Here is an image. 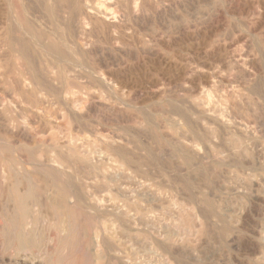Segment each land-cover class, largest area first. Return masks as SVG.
Returning a JSON list of instances; mask_svg holds the SVG:
<instances>
[{
	"label": "rangeland",
	"instance_id": "rangeland-1",
	"mask_svg": "<svg viewBox=\"0 0 264 264\" xmlns=\"http://www.w3.org/2000/svg\"><path fill=\"white\" fill-rule=\"evenodd\" d=\"M61 1L66 5L64 19L52 0H0V69H16L19 66L18 52L23 51L32 60L31 66L37 70L34 72L43 84L46 81L38 72L50 68L55 71L54 77L59 76L65 85L73 87L82 96L92 92L95 97L87 101L79 123H71L59 116L53 103L41 100L40 95H46L44 92H35L32 96L26 94L27 98L19 100L13 78L7 74L0 76V123L14 126L19 132H31L35 128L38 133L32 132L36 136L12 146L6 144V140L1 143L3 160L13 164L12 150L20 151L28 161L39 152L49 157L53 139L63 140L65 135L75 134L84 149L92 150L99 160L97 164H92L83 153H70L67 159L64 156L63 163L72 167L69 169L70 176L65 180L68 183L90 184L89 192L106 199L104 203L112 199L114 204H125L130 212L129 221L115 226L114 241L120 247V254L131 263L264 264V7L260 0H239L245 2L247 8V12L244 10L242 14L236 13L233 5L225 0H216L220 5L212 0H196L201 7L190 9L183 5V0L151 2L153 5L135 11L141 18V25L121 18L118 26L109 32L101 27L88 28L87 31L79 25L77 12L81 6L85 7L81 0ZM68 4L72 8L68 9ZM116 6L121 5L116 2L110 4L114 13L120 11ZM184 15L188 16L189 23L182 20ZM70 24L77 29H74L76 33ZM115 32L118 35H114ZM45 38L47 40L43 45L41 41ZM76 42L80 45L86 42L87 45L83 44L82 50L77 48ZM94 45L99 48V55L107 56L105 53L110 51L114 60L101 62L97 59L98 54L91 52ZM224 53L235 57L243 55L247 59L245 71L237 69L233 61L227 63L216 59ZM250 59H258L256 70L248 63ZM202 64L206 69L197 70L208 73V83L203 82L206 86L203 83L190 84L189 78L182 74L183 69H177L186 65L200 67ZM122 73L129 74L131 83L124 85L119 82ZM97 74L105 76L111 86L105 87L98 82ZM44 87L48 90L46 85ZM153 89L160 94H154ZM208 91L213 97L205 103L208 104L205 106L208 111L202 113L199 110L201 105L194 107L193 101ZM166 94L169 96L166 97ZM223 121H227L229 128L221 127L225 123ZM26 125L30 127L29 131ZM238 130L244 131L245 135ZM1 137L3 140L6 138L3 134ZM112 139L120 140L125 147H114ZM192 144L200 151L199 156L202 154L199 161L191 150L194 147ZM51 176L53 180L54 176ZM6 219L4 214H0V224L6 220L9 231L23 220L21 217ZM45 219L39 215L30 220L37 229L47 227L56 237L62 238L61 245L65 246V250H74L82 261L96 259L93 250L95 221L87 211L78 208L72 212L70 225L61 224L50 213ZM61 227L65 230L64 234ZM166 236L169 240H164ZM11 238L9 232H0V264H36L37 259L33 261L22 255L10 256L3 252ZM170 238L176 241L173 252H179L175 254L170 250ZM112 241L107 239L105 246L100 248H109Z\"/></svg>",
	"mask_w": 264,
	"mask_h": 264
},
{
	"label": "bare ground",
	"instance_id": "bare-ground-1",
	"mask_svg": "<svg viewBox=\"0 0 264 264\" xmlns=\"http://www.w3.org/2000/svg\"><path fill=\"white\" fill-rule=\"evenodd\" d=\"M31 1V0H30ZM40 1V0H39ZM56 3V9L57 12L60 14V17L62 16L64 19V12L66 5L64 4L63 1L61 0H52ZM72 1V0H71ZM70 1V3H71ZM123 1V2H122ZM166 1V0H165ZM213 3L217 2L216 0H212ZM220 1V0H219ZM218 1V2H219ZM249 1V0H248ZM81 2H84L85 7H80L78 14V23L83 27V29L88 28H97L101 27L105 29L106 31H111L112 29H115L121 18H125L128 21L132 22V24L135 25H141L142 21L139 19V17L135 14L136 10L139 9H144L147 5L152 4L151 2L154 3H161L162 0H81ZM112 2L119 3L118 6L120 8V11L118 10V13H114L111 8L110 4ZM217 2V3H218ZM229 5H233V10L236 11V13L242 14V12L245 10L247 12V8L245 7L246 4L245 2H240L239 0H225ZM250 2V1H249ZM248 2V3H249ZM252 2V1H251ZM212 3V4H213ZM216 6L220 5L218 3ZM256 3V2H255ZM260 3L263 4L264 7V2L260 0ZM198 1L196 0H183V5L186 8H200L201 6L197 5ZM70 4H68V9L72 8L71 6L69 7ZM72 5V4H71ZM153 5V4H152ZM151 5V6H152ZM151 6L149 8H151ZM225 6V5H224ZM256 6V5H255ZM9 7V6H8ZM24 7V6H23ZM117 7V6H116ZM117 7V8H118ZM148 7V6H147ZM258 8V7H257ZM8 9V8H7ZM116 9V8H115ZM33 10V9H31ZM192 10V9H191ZM199 10V9H198ZM260 10V9H259ZM71 11V10H70ZM140 11V10H139ZM144 11V10H143ZM116 12V11H115ZM184 12V11H183ZM186 12V11H185ZM228 12V11H227ZM234 12V11H233ZM11 13V12H10ZM29 13V12H28ZM68 13V12H67ZM75 13V12H74ZM159 13V12H158ZM229 13V12H228ZM252 13V12H251ZM258 13V12H257ZM160 14V13H159ZM163 14V13H161ZM194 14V11H193ZM256 14V13H255ZM264 15V14H263ZM12 16V15H11ZM75 17V14L73 15ZM77 16V15H76ZM189 16V14H188ZM188 16L184 15L182 16V20H188ZM193 16V15H192ZM8 17V16H7ZM59 17V16H58ZM157 17V16H156ZM165 17V16H164ZM202 17V16H201ZM35 18V16H34ZM162 18V17H161ZM198 18V17H197ZM200 18V17H199ZM223 18V17H222ZM30 19V18H29ZM42 19V18H41ZM45 19V18H44ZM67 21V18H65ZM143 19V18H142ZM163 19V18H162ZM166 19V18H165ZM208 19V18H207ZM258 19V18H257ZM43 20V19H42ZM75 21V19H73ZM216 20V19H215ZM262 20V19H261ZM63 21V20H62ZM73 21V22H74ZM183 21V22H184ZM260 21V20H259ZM7 22V21H6ZM45 22V21H44ZM47 22V21H46ZM72 22V21H71ZM76 22V21H75ZM126 22V20H125ZM144 22V21H143ZM150 22V21H149ZM190 21L188 20V23ZM235 22V21H234ZM13 23V22H12ZM182 23V22H181ZM199 23V22H198ZM206 23V22H205ZM43 24V23H42ZM46 24V23H45ZM49 24V23H48ZM66 24V23H65ZM75 26V23H73ZM77 24V23H76ZM127 24V22L125 23ZM144 24V23H143ZM160 24V22H159ZM163 24V23H162ZM180 24V23H179ZM259 24V23H258ZM263 24V23H262ZM261 24V26H263ZM8 25V24H7ZM13 25V24H12ZM63 25V22H62ZM72 25V24H70ZM149 25V24H148ZM173 24H171L172 26ZM177 25V24H176ZM249 25V24H248ZM65 29H66V25ZM73 26V25H72ZM73 26V27H74ZM160 26V25H159ZM178 26V25H177ZM258 26V25H257ZM10 27V26H9ZM8 27V28H9ZM47 27V25H46ZM72 27V28H73ZM125 27V26H124ZM124 27H122L124 29ZM161 27V26H160ZM210 28V26H208ZM215 27V25H214ZM233 27V26H232ZM16 28V27H15ZM48 28V27H47ZM46 28V29H47ZM143 28V27H142ZM51 30V28H48ZM75 27L73 28V30ZM146 29V27H145ZM147 29H149L147 27ZM165 29V28H164ZM9 30V29H8ZM13 28L11 27V31ZM17 30V29H16ZM77 31V29H75ZM73 31L76 33V31ZM205 30V29H204ZM209 30V29H208ZM231 30V29H230ZM253 30V29H252ZM18 31V30H17ZM68 31V30H66ZM156 31V29H155ZM222 31V30H221ZM13 32V31H12ZM72 32V33H73ZM83 32V31H82ZM204 32V31H203ZM210 32V30H209ZM228 32V31H227ZM24 33V32H23ZM106 33V32H105ZM202 33V32H201ZM212 33V32H211ZM231 33V32H229ZM253 33V32H252ZM2 34V33H1ZM109 34V33H108ZM117 33L115 32L114 35ZM217 34V33H216ZM67 35V34H66ZM77 35V34H76ZM76 35H73L75 37H78ZM118 35V34H117ZM188 35V34H187ZM193 35V34H192ZM23 36V35H22ZM80 36V35H79ZM45 37V36H44ZM42 36V38H44ZM68 37V35H67ZM119 37V36H118ZM121 37V36H120ZM184 37V36H183ZM186 37V36H185ZM206 37V36H205ZM208 37V36H207ZM206 37V38H207ZM216 37V36H215ZM16 40L15 38H13ZM12 39V40H13ZM107 39V38H106ZM109 39V38H108ZM113 39V38H111ZM176 39V38H175ZM194 39V38H193ZM191 39V40H193ZM203 39V38H202ZM209 39V38H208ZM242 39V38H240ZM19 40V39H18ZM44 41H41L43 45H45V41L47 38L43 39ZM82 40V39H80ZM116 40V39H115ZM187 40V39H186ZM245 40V39H243ZM20 41V40H19ZM188 41V40H187ZM194 41V40H193ZM242 41V40H241ZM45 42V43H44ZM82 42V41H81ZM116 42V41H115ZM162 42V41H161ZM160 42V43H161ZM178 42V41H177ZM197 42V41H196ZM22 43V42H20ZM61 43V42H60ZM84 42L83 44H85ZM110 43V42H109ZM167 43V42H165ZM174 43V42H173ZM203 43V42H202ZM235 43V42H234ZM237 43V42H236ZM18 44V43H17ZM72 44V43H71ZM70 44V45H71ZM74 44V43H73ZM72 44V45H73ZM77 48H82V45H80L79 42L75 43ZM180 44V43H179ZM197 44V43H196ZM87 45V43H86ZM168 45V44H167ZM176 45V44H174ZM189 45V44H188ZM232 45V43H231ZM85 46V45H83ZM164 46V45H163ZM171 46V45H170ZM192 46V45H191ZM222 46V45H221ZM1 47V46H0ZM89 48V46H87ZM86 47V48H87ZM172 47V46H171ZM250 47V45H249ZM192 48V47H191ZM201 48V47H200ZM216 48V47H215ZM231 48V46H230ZM233 48V47H232ZM248 48V47H247ZM1 49V48H0ZM25 49V48H23ZM108 49V48H107ZM116 49V48H115ZM127 49V47H126ZM149 49V48H148ZM195 49V48H194ZM217 49V48H216ZM220 49V48H219ZM83 50V48H82ZM120 50V49H119ZM146 50V49H145ZM192 50V49H191ZM78 51V50H77ZM90 51V50H89ZM113 51V50H112ZM29 52V51H28ZM27 52V53H28ZM88 52V51H87ZM91 52L98 54L100 52L99 48L97 46H92ZM90 52V54H91ZM114 52V51H113ZM123 52V51H122ZM218 52V51H217ZM222 52H224L222 50ZM3 53V52H2ZM8 53V52H7ZM85 53V52H84ZM147 53V52H146ZM152 53V52H151ZM155 53V52H153ZM200 53V52H199ZM228 53V52H227ZM94 54V55H95ZM104 54V53H103ZM131 54V52H130ZM222 54V53H221ZM217 56V60L222 59L223 61H226L227 63H230L233 61V64L237 67V69H243L247 65L246 58L242 57H235L231 55H221ZM243 54V53H242ZM39 55V54H38ZM104 56L100 53L98 54V58L101 62H106L108 59H111L112 61L114 60V55L111 54L109 51L108 54L105 53ZM154 55V54H152ZM217 55V54H216ZM251 55V54H250ZM249 55V57H251ZM4 56V55H2ZM88 56V55H87ZM93 56V55H92ZM96 56V55H95ZM118 56V55H117ZM128 56V55H126ZM1 57V56H0ZM9 57V56H8ZM31 57V56H30ZM94 57V56H93ZM131 57V56H130ZM133 57V56H132ZM206 57V55H205ZM204 57V58H205ZM215 57V55H214ZM17 58L19 59V66L16 67V69H0V76L3 74L10 75L13 78V87L17 91V99L23 100V98H27L26 94H30L32 96V93H40L44 92L46 95H40L41 100L48 102L49 104L53 103L55 105L59 116L67 118L69 122H78L82 116V113L84 111V107L89 100L94 99V95L92 92H88L86 96H82L77 90H74L73 87L69 85H65L61 80L60 77L58 76H53L54 75V69H45L43 72H38L42 73V79L46 81V84H43L42 81H40L34 70L37 71L36 69H33L31 66V61L29 60L28 55L23 52L19 51ZM32 58V57H31ZM60 58V57H59ZM161 58V57H160ZM180 58V57H179ZM202 58V57H201ZM259 58V57H258ZM36 59V58H35ZM90 59V58H89ZM117 59V58H116ZM148 59V58H147ZM153 59V58H152ZM210 59V58H208ZM206 59V60H208ZM252 59V58H251ZM250 59V60H251ZM121 60V59H120ZM156 61L158 59H155ZM164 59H161L162 62ZM221 60V61H222ZM258 60V59H257ZM257 60H251L250 65L251 67L256 70V61ZM37 61V60H35ZM118 61V60H116ZM125 61V60H124ZM155 61V62H156ZM159 61V60H158ZM215 61V59H214ZM16 62H18L16 60ZM197 62V61H196ZM202 62V61H201ZM205 62V61H204ZM36 63V62H35ZM192 63V61H191ZM198 63V62H197ZM209 63V62H208ZM60 64V63H59ZM103 64V63H102ZM111 64V63H110ZM115 64V63H114ZM120 64V63H119ZM154 64V63H153ZM168 64V63H167ZM176 64V62L174 63ZM179 64V63H178ZM200 64V63H199ZM36 65V64H35ZM105 65V63H104ZM158 65V64H157ZM173 65V64H172ZM210 65V64H209ZM15 66V65H14ZM197 66V65H196ZM223 66V65H222ZM235 66L233 68L235 69ZM174 67V66H172ZM177 67V66H176ZM175 67V68H176ZM208 67V66H207ZM226 67V66H225ZM224 67V68H225ZM228 67V65H227ZM263 67V66H262ZM164 68V67H163ZM264 68V67H263ZM167 69V67H166ZM177 69H183V73L185 76L189 78L188 82L193 85H200L203 82L208 83V76L205 71L203 70H197V69H206L204 67V64L200 67H190V66H181L177 67ZM196 69V70H195ZM232 69V68H231ZM260 69V68H259ZM44 70V69H43ZM251 70V69H250ZM253 70V71H254ZM119 71V70H117ZM128 71V70H127ZM134 71V70H133ZM245 71V70H244ZM242 72V71H241ZM101 73V72H100ZM108 73V72H107ZM166 73V72H165ZM169 73V72H168ZM250 73V72H249ZM72 74V73H71ZM102 74V73H101ZM252 74V73H251ZM39 75V74H38ZM93 75V74H92ZM103 75V74H102ZM109 75V74H108ZM236 75V74H235ZM245 75V74H244ZM243 75V76H244ZM74 76V74L72 75ZM137 76V75H136ZM213 76V75H212ZM227 76V75H226ZM71 77V76H70ZM76 77V76H75ZM105 77V76H104ZM103 76H100L97 74V80L98 82L103 83L106 85L105 87H110V81L107 82ZM112 77V75H111ZM115 77V76H113ZM119 82H122V84L130 82L129 81V74L127 73H122L120 75ZM1 78V77H0ZM170 78V77H169ZM168 78V79H169ZM180 78V77H179ZM213 78V77H212ZM211 78V79H212ZM108 79V78H106ZM110 79V78H109ZM173 79V78H172ZM176 79V78H175ZM253 79V78H252ZM262 79V78H261ZM96 80V81H97ZM174 80V79H173ZM216 80V79H215ZM231 80V79H230ZM234 80V79H233ZM250 80V79H249ZM224 81V80H223ZM97 82V83H98ZM139 82V81H138ZM256 82V81H255ZM92 83V82H91ZM90 83V84H91ZM117 83V82H116ZM131 83V82H130ZM166 83V82H165ZM180 83V82H179ZM212 83L213 79H212ZM219 83V82H218ZM229 83V82H228ZM113 84V83H112ZM157 84V83H156ZM205 84V83H203ZM216 84V83H214ZM213 84V85H214ZM224 84V83H223ZM253 84V83H252ZM44 85H46L48 90H45ZM93 84H91L92 86ZM174 85V84H173ZM178 85V84H177ZM191 85V86H192ZM221 85V84H220ZM232 85V84H231ZM256 85V84H255ZM76 86V85H75ZM118 86V85H116ZM129 86V85H128ZM131 86V84H130ZM155 86V85H154ZM153 86V87H154ZM161 86V85H160ZM164 86V85H163ZM168 86V85H167ZM206 86V84H205ZM216 86V85H214ZM224 86V85H223ZM234 86V85H233ZM101 87H103L101 85ZM124 87V86H123ZM152 87V85H151ZM156 87V86H155ZM228 87V86H227ZM254 87V86H253ZM217 88V87H216ZM105 89V88H104ZM111 89V88H110ZM151 89V88H149ZM202 89V87H201ZM205 89V88H203ZM165 89V93H166ZM210 91V89H208ZM218 89H216L217 91ZM95 91V90H94ZM111 91V90H110ZM147 91V90H146ZM154 91V89H153ZM152 91V92H153ZM188 91V90H187ZM205 93L203 96H200L198 98H195L193 101V106L198 107L200 106L201 108L199 109L202 113L205 111H208L205 106H207L205 103H209L211 99V94ZM160 92V91H159ZM158 90L154 91V94H160ZM163 92V91H162ZM195 92V90H194ZM200 92V91H199ZM212 92V91H211ZM113 93V92H112ZM145 93V92H144ZM149 93V92H148ZM164 93V92H163ZM162 93V94H163ZM185 93V92H184ZM183 93V94H184ZM146 94V93H145ZM226 94V93H225ZM229 94V93H228ZM227 94V96H228ZM237 95L236 93H234ZM242 94V93H241ZM169 96V94H166ZM172 95V94H171ZM15 96V95H14ZM156 96V95H154ZM153 96V97H154ZM175 96V95H174ZM230 94V98H231ZM152 97V96H151ZM161 97V96H160ZM176 97V96H175ZM213 97V96H212ZM97 98V97H96ZM100 98V97H99ZM165 98V97H164ZM16 99V100H17ZM51 99V100H50ZM237 99H239L237 97ZM31 100V99H30ZM96 100V99H95ZM172 100V99H171ZM186 100V99H185ZM213 100V99H212ZM233 100V99H232ZM224 101V100H223ZM227 101V100H226ZM212 102V101H211ZM237 102V101H236ZM235 102V103H236ZM10 103V102H9ZM44 103V102H43ZM47 103V104H48ZM93 103V102H92ZM101 103V102H100ZM187 103V102H186ZM34 104V102H33ZM46 104V103H45ZM16 105V104H15ZM204 105V106H203ZM233 105V103H232ZM89 106V105H88ZM108 106V105H107ZM189 106V105H188ZM187 106V107H188ZM39 107V106H38ZM168 107V106H167ZM192 107V106H190ZM34 108V107H33ZM54 108V107H53ZM88 109V108H87ZM167 109V108H166ZM194 109V108H192ZM39 110V109H38ZM41 110V109H40ZM39 110V111H40ZM106 110V109H105ZM90 111V110H89ZM118 111V110H117ZM195 111V110H194ZM197 111V110H196ZM86 112V111H85ZM106 112V111H105ZM192 112V111H191ZM199 112V111H198ZM232 112V111H231ZM120 113V112H119ZM181 113V112H179ZM212 113V112H210ZM221 113V112H219ZM44 114V113H43ZM46 114V113H45ZM89 114V113H88ZM112 114V113H111ZM23 115V113H22ZM36 115V114H35ZM47 115V114H46ZM87 115V113H86ZM107 115V114H106ZM114 115V114H113ZM193 115V114H192ZM215 115V114H214ZM222 116V114H220ZM49 116V114H48ZM84 116V115H83ZM88 116V115H87ZM91 116V114L89 115ZM110 116V115H109ZM168 116V115H167ZM182 116V114H181ZM31 117V116H30ZM120 117V115H119ZM194 117V116H193ZM232 117V116H231ZM26 118V117H24ZM103 118V117H102ZM185 118V117H184ZM22 119V118H21ZM28 119V118H27ZM107 119V117H106ZM115 119V118H114ZM127 119V118H126ZM187 119V118H186ZM2 120V119H0ZM20 120V119H19ZM26 120V119H25ZM121 120V119H120ZM130 120V119H129ZM133 120V119H132ZM209 120V119H208ZM207 120V121H208ZM220 120V119H218ZM227 120V118H226ZM28 121V120H27ZM30 121V120H29ZM33 121V119H32ZM31 121V122H32ZM116 121V120H115ZM199 122V120H197ZM228 122H231L227 120ZM227 121H223L222 126L229 128V124ZM24 122V121H23ZM79 123V122H78ZM124 123V122H123ZM126 123V122H125ZM12 124V121H11ZM23 124V123H22ZM28 124V123H27ZM31 124V123H30ZM135 124V123H134ZM137 124V123H136ZM189 124V123H188ZM205 124V123H204ZM232 124V123H231ZM238 124V123H237ZM2 125V126H1ZM29 125V124H28ZM27 126V125H26ZM30 126V125H29ZM27 126V129L29 131L30 127ZM72 126V125H71ZM194 126V125H193ZM199 126V125H198ZM245 126V125H244ZM220 127V125H219ZM140 128V127H139ZM158 128V127H157ZM32 129V128H31ZM35 129V128H34ZM31 131V132H26V131H17L15 130L14 126H5L3 123H0V145L1 143L4 144V141L6 140V144L12 146L13 143H18L23 140H27L28 138L36 136L34 133L36 130ZM235 129V128H234ZM244 129V128H243ZM141 130V129H140ZM159 130V129H158ZM3 131V132H2ZM144 131V130H143ZM224 132V130H221ZM237 131V130H236ZM61 132V131H60ZM59 132V133H60ZM140 132V131H139ZM138 132V133H139ZM210 132V131H209ZM238 132L242 135H245V132L242 130H238ZM237 132V133H238ZM248 132V131H247ZM36 133V132H35ZM72 133V132H71ZM78 133V132H77ZM228 133V132H227ZM238 133V134H239ZM4 135L6 138L3 140L1 135ZM38 134V133H36ZM148 134V133H147ZM237 134V135H238ZM75 135V134H74ZM72 134L65 135L63 140L53 139L51 142V155L49 157H46L44 154L39 152L32 160H27L23 158V155L21 154L20 151L12 150L11 151V160H13V164H9L7 161H4L2 150L0 149V214L5 215L6 217H9L11 220L15 219L17 217H21L23 220L21 223H19L14 230L9 231L6 229V220L0 224L1 229L0 232L6 234V232H9L11 234V241L9 242L10 244L8 246H4L3 252L5 254H8L10 256L14 255H22L25 258H30L33 261L37 259L38 261L36 264H133L130 262V260L127 259L126 256H123L120 254V247L119 245L115 244L114 237H115V226L118 224H124L125 222L127 223L129 221V213H128V208L124 205H117L112 202V199H107V203H104L103 198H99L95 196L94 194H91L89 192V186L86 184H78L76 182H69L68 180L66 182L65 178L70 176V167L67 164L63 163L64 161V156L65 159H67L66 156L70 153H78V154H85L87 157L90 158L92 164H97L99 158L94 157L93 151L90 149H84V145L80 144L78 142V139ZM226 136V134H224ZM63 136V135H61ZM78 136V135H77ZM166 136V135H165ZM39 137V139H38ZM57 137V136H55ZM142 137V136H141ZM108 138V137H107ZM34 139V138H33ZM37 139L40 140V136H37ZM62 139V138H61ZM151 139V138H149ZM217 139V138H216ZM250 139V138H249ZM3 141V142H2ZM41 141V140H40ZM80 141V140H79ZM106 141V140H105ZM177 141V140H176ZM32 142V141H31ZM34 142V141H33ZM82 142V141H81ZM29 144V143H28ZM34 144V143H33ZM98 144V143H96ZM114 147L116 148H123L125 147V144L123 142L116 141L112 139V143ZM31 145V144H30ZM193 145V144H192ZM21 146V145H20ZM93 146V145H92ZM194 146V145H193ZM15 147V146H14ZM137 147V146H136ZM199 147V146H198ZM34 148V147H33ZM21 149V148H20ZM245 149V148H244ZM33 151V149H31ZM190 150V149H186ZM191 150L193 151L195 158L200 160L198 148L192 147ZM233 151V150H232ZM189 152V151H188ZM128 153V152H126ZM131 153V152H130ZM129 153V154H130ZM222 153V152H221ZM17 154V156L15 155ZM33 154V153H32ZM232 154V152H231ZM134 156V155H133ZM223 156V155H222ZM231 156V155H230ZM234 156V155H233ZM236 156V155H235ZM33 157V156H31ZM232 157V156H231ZM205 158V157H204ZM31 159V158H30ZM120 159V158H119ZM193 159V158H192ZM62 160V161H61ZM69 160V159H68ZM89 160V161H90ZM228 160V159H227ZM234 160V158H233ZM194 161V160H193ZM202 161V160H201ZM231 161V160H229ZM242 161V160H241ZM245 161V160H244ZM259 161V160H258ZM149 162V161H148ZM228 162V161H227ZM232 162V161H231ZM230 162V165L232 164ZM236 162V161H235ZM233 162V164L235 163ZM247 162V161H245ZM70 163V162H69ZM113 163V162H112ZM115 164V163H114ZM236 164V163H235ZM239 164V163H238ZM242 165V163H240ZM244 164V163H243ZM77 165V164H76ZM79 165V164H78ZM91 166V165H90ZM163 166V165H162ZM122 167V166H120ZM164 167V166H163ZM263 167V166H262ZM72 168V167H71ZM109 169V168H108ZM104 170V169H103ZM110 171V170H109ZM105 172V171H103ZM170 173V172H169ZM116 174V173H115ZM121 174V173H120ZM54 176V179L52 180V176ZM122 176V175H121ZM117 177V176H116ZM120 177V176H119ZM118 177V178H119ZM126 183V182H125ZM78 184V185H77ZM110 184V183H109ZM101 185V184H100ZM133 185V184H132ZM140 185V184H138ZM113 186V184H112ZM96 187V186H95ZM103 187V186H102ZM110 188V187H109ZM108 188V189H109ZM111 189V188H110ZM99 190V189H97ZM113 190V189H112ZM232 190V189H231ZM236 191V190H235ZM128 192V191H127ZM131 192V191H130ZM129 192V193H130ZM140 192V191H138ZM234 192V191H233ZM239 192V191H238ZM109 194V193H107ZM133 194V193H132ZM160 194V193H159ZM110 195V194H109ZM139 195V194H138ZM144 195V192L142 193ZM149 195V193L147 194ZM121 196H124L121 195ZM111 197V195H110ZM108 197V198H110ZM150 198V197H149ZM152 198V195H151ZM153 200V198H152ZM149 200V201H152ZM170 200V199H169ZM225 201V200H224ZM3 202V203H2ZM159 202H161L159 200ZM165 204L168 203L166 201H163ZM164 204V205H165ZM174 204V203H173ZM172 204V205H173ZM150 205V204H149ZM157 207V206H156ZM159 207V205H158ZM161 207V206H160ZM78 208H83L85 211H87L92 219H94L95 224H94V231H93V250L96 255V259L94 261H88L84 262L81 259L78 258V256L73 252L74 250L68 249L69 251L65 250V246H62V238L56 237L55 234H52L47 227H40V229H37L33 224H31L30 219H34L37 216L42 215L44 216V219L48 217L49 213L58 221L60 220V223L63 225H70V216L72 212H74ZM150 210V209H149ZM199 210V209H197ZM257 210V209H256ZM202 211V210H201ZM77 214V213H76ZM138 215V214H137ZM177 215V214H176ZM203 215V214H202ZM201 215V216H202ZM105 216H109V218L105 219ZM3 217V216H2ZM140 217V216H139ZM203 217V216H202ZM17 220V219H16ZM37 220V219H36ZM46 220V219H45ZM197 220V219H196ZM2 221V220H1ZM0 221V222H1ZM55 221V220H54ZM10 222V221H9ZM8 222V223H9ZM15 222V221H14ZM33 222V221H32ZM135 222V221H134ZM44 223V222H43ZM59 223V225H60ZM100 224L99 226L96 224ZM140 223V222H139ZM144 223V222H143ZM174 223V222H173ZM12 224V223H11ZM37 224V223H36ZM47 224V223H46ZM137 224V223H136ZM176 224V223H175ZM13 225V224H12ZM38 225V224H37ZM145 225V224H144ZM179 225V224H178ZM199 225V224H198ZM41 226V222H40ZM147 226V225H146ZM177 226V224H176ZM180 226V225H179ZM38 227V226H37ZM69 227V226H68ZM53 228V227H52ZM61 232L64 234L65 230L63 227H61ZM6 229V230H4ZM166 229V228H165ZM174 229V228H173ZM39 230V231H38ZM69 230V229H68ZM54 231V230H53ZM167 231V230H166ZM177 232V231H176ZM61 233V234H62ZM103 233V234H102ZM107 233V235H106ZM118 233V232H117ZM164 233V232H162ZM67 234V233H66ZM170 234V233H169ZM174 234V233H173ZM60 236V235H59ZM175 236V235H174ZM173 236V237H174ZM4 237V235H3ZM117 237V236H116ZM159 237V236H158ZM162 237V235H161ZM112 241L109 248L102 250L100 247L101 245H104L106 240ZM168 239L169 237L166 236L164 240ZM10 240V239H9ZM75 240V239H74ZM119 240V239H118ZM156 240V238H155ZM171 248L170 250L173 252L175 249V242L171 238ZM228 240V239H227ZM230 240V239H229ZM237 240V239H236ZM241 240V239H240ZM5 241V240H4ZM76 241V240H75ZM232 241V239H231ZM71 242V241H70ZM116 242H118L116 240ZM235 242V241H234ZM246 242V240H245ZM179 243V242H178ZM6 244V243H5ZM65 244V242H64ZM237 244V243H236ZM243 244V243H242ZM67 245V244H66ZM71 245V243H70ZM74 245V243H73ZM72 245V246H73ZM160 245V244H159ZM247 245V244H246ZM105 246V245H104ZM121 246V245H120ZM232 246V245H231ZM1 247V246H0ZM81 247V246H80ZM103 247V246H102ZM107 247V246H106ZM167 247V246H166ZM165 247V248H166ZM237 247V246H236ZM243 247V246H242ZM68 248V247H67ZM73 248V247H72ZM76 248V247H75ZM231 248V247H230ZM238 248V247H237ZM80 249V248H79ZM167 249V248H166ZM76 250V249H75ZM169 250V249H168ZM180 250V249H179ZM122 252V251H121ZM167 252V251H166ZM179 252V251H177ZM175 252V253H177ZM174 253V252H173ZM174 253V254H175ZM170 255V254H169ZM173 257V256H172ZM87 260V259H86ZM133 260V259H132ZM17 261V260H16ZM135 261V260H134ZM7 262V261H6ZM9 262V261H8ZM136 262V261H135ZM20 263V262H16ZM32 263V262H30ZM139 263V262H138ZM166 263V262H165ZM177 263V262H176ZM11 264V262H10ZM161 264V263H160ZM163 264V263H162ZM169 264H171L169 262Z\"/></svg>",
	"mask_w": 264,
	"mask_h": 264
}]
</instances>
